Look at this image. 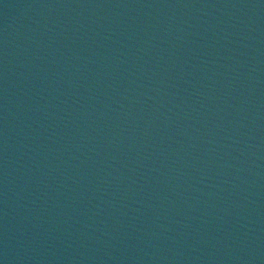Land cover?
Masks as SVG:
<instances>
[{"label": "water", "instance_id": "obj_1", "mask_svg": "<svg viewBox=\"0 0 264 264\" xmlns=\"http://www.w3.org/2000/svg\"><path fill=\"white\" fill-rule=\"evenodd\" d=\"M68 264H264V0H19Z\"/></svg>", "mask_w": 264, "mask_h": 264}]
</instances>
